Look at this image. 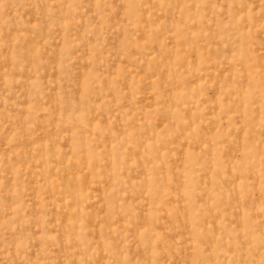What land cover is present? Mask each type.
I'll use <instances>...</instances> for the list:
<instances>
[{
	"label": "rangeland",
	"instance_id": "rangeland-1",
	"mask_svg": "<svg viewBox=\"0 0 264 264\" xmlns=\"http://www.w3.org/2000/svg\"><path fill=\"white\" fill-rule=\"evenodd\" d=\"M0 264H264V0H0Z\"/></svg>",
	"mask_w": 264,
	"mask_h": 264
},
{
	"label": "bare ground",
	"instance_id": "bare-ground-1",
	"mask_svg": "<svg viewBox=\"0 0 264 264\" xmlns=\"http://www.w3.org/2000/svg\"><path fill=\"white\" fill-rule=\"evenodd\" d=\"M194 79V78H193ZM195 80V79H194ZM92 164H94L93 166H91V167H94L95 166V163H92ZM106 164V163H105ZM47 171V170H46ZM48 173V172H47ZM46 173V174H47ZM59 175V174H58ZM49 176H51V174L49 175ZM46 177V176H45ZM52 177V176H51ZM66 179V178H65ZM54 180V179H53ZM51 185V184H50ZM64 187V186H63ZM68 187V186H67ZM67 189H69V188H67ZM52 190V189H51ZM50 191V190H49ZM53 193V192H52ZM80 209V208H79Z\"/></svg>",
	"mask_w": 264,
	"mask_h": 264
}]
</instances>
